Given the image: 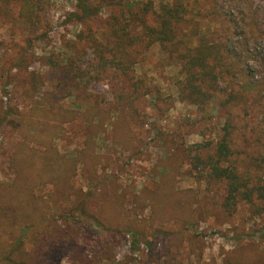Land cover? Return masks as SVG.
Masks as SVG:
<instances>
[{
    "label": "rangeland",
    "instance_id": "374dc122",
    "mask_svg": "<svg viewBox=\"0 0 264 264\" xmlns=\"http://www.w3.org/2000/svg\"><path fill=\"white\" fill-rule=\"evenodd\" d=\"M125 1L90 0L98 13L78 20L76 0H0V185L16 181L11 159L22 145L39 157L51 146L75 161L56 188L32 182L50 209L40 219L52 222L31 229L10 257L12 237L0 226V264L76 263L66 240L50 239L53 225L74 229L91 264L258 262L264 201H229L226 183L194 157L208 158L223 140V165L261 185L264 0H185L180 47L205 39L228 52L218 92L201 106L181 99V66L158 44L147 46L135 20L154 25L160 5L173 0ZM135 2L149 6L128 9ZM171 184L176 194L158 207L149 193Z\"/></svg>",
    "mask_w": 264,
    "mask_h": 264
},
{
    "label": "trees",
    "instance_id": "16d2710c",
    "mask_svg": "<svg viewBox=\"0 0 264 264\" xmlns=\"http://www.w3.org/2000/svg\"><path fill=\"white\" fill-rule=\"evenodd\" d=\"M27 4L33 0H23ZM35 1V0H34ZM103 2L120 4L125 0H102ZM185 0H173L171 5H160L158 12L154 13V25H149L141 17L135 19L140 23L143 34L147 40V46L158 44L162 50L169 54L170 58L176 59L181 70L184 73V83L181 86V99L187 100L190 103L199 104V106L206 104L217 93L216 86L218 80L222 78L223 69H225L224 61L227 60V51L221 44H214L207 42L205 39L199 40L195 47H180L182 40L178 39L177 29L180 22L183 20L185 13ZM76 6L79 11L78 15H74L78 20L91 18L98 13V7L93 6L90 0H76ZM146 3L135 2L127 5L128 9L137 7L141 9ZM141 5V7H140ZM25 12H28V6L25 5ZM146 13L147 9H142ZM131 12V11H130ZM140 15V14H139ZM211 143H205L202 147H209ZM46 151V152H45ZM40 157L27 146H21L11 159L12 167L16 174V181L12 185H0V193L5 197V202H0V226L7 229L8 237L12 240L6 246L5 251L17 253L23 246L25 238L29 235L31 229L39 228L45 224L48 226L52 220L42 221L41 213L46 208L49 211V206L44 204L42 199H36L31 193L34 187L35 179H50L54 188L57 187L55 182L64 181L65 177L73 175L75 170V161L68 160V158L61 157L50 146L47 147ZM229 148L225 141H220L215 145V152L213 155L202 159L198 155L194 157L198 165H203L201 168L208 173L212 179L223 181L226 183L227 199L235 202L238 196L245 199L247 202H252L254 199L264 201V158H263V176L261 177V185L257 187H250V183L245 177L239 175L236 169L229 166H224L223 163L229 161ZM167 176V173L165 174ZM171 176V175H169ZM165 178V177H164ZM172 181V179H171ZM167 184L165 179L162 180V188ZM160 188L158 193H149L151 200H155L157 206L167 204L173 193H175L173 186L169 190ZM89 195V194H88ZM253 196H255L253 198ZM85 202V201H84ZM5 208L8 209L5 211ZM81 215L86 214L85 207H80ZM84 212V213H83ZM51 238L55 240V244L60 240H66L71 252V259L76 262L73 264H91L85 259L83 249L79 248L76 243V234L74 229L65 225L64 228L53 225L51 230ZM47 238H49L46 233ZM152 239L145 240L150 246ZM133 241L136 243L137 236L133 235ZM263 257L257 262V257L244 258L239 264H264V253L257 251ZM16 264H31L29 262H19Z\"/></svg>",
    "mask_w": 264,
    "mask_h": 264
}]
</instances>
